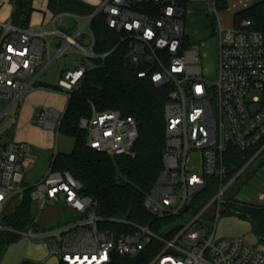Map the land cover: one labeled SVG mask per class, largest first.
<instances>
[{
	"label": "built area",
	"instance_id": "1",
	"mask_svg": "<svg viewBox=\"0 0 264 264\" xmlns=\"http://www.w3.org/2000/svg\"><path fill=\"white\" fill-rule=\"evenodd\" d=\"M216 0H187V7L178 0H100L86 17V24L102 15L107 28L119 37L126 48L125 60L138 78H147L155 87L166 86L164 106L165 142L162 170L155 185L144 199V208L153 220L177 222L159 227L128 224L120 232L99 228L95 202L80 194L81 184L69 172L51 169L32 185L29 197L42 210L47 202H64L73 212L89 213L44 233L51 256L60 264H109L117 257L149 258L146 264H264V255L251 248L242 238L215 239L207 235L202 220L206 209L224 198L231 180L223 158L230 146L244 152L258 149L252 159L264 150V30H255L249 19H242L232 28H213L218 39L217 70L214 82H208L202 71L198 47L185 35L187 8L196 3ZM75 18V17H74ZM55 24V23H53ZM82 29L73 35L54 28H19L8 18L0 22V99L10 100L0 114L8 118L0 133V232L6 231L32 237L31 225L23 232L4 227L1 220L15 211L23 199L22 167L34 156L25 142L4 141L5 133L16 125L18 111L8 113L33 89L42 71L49 44L47 36L63 39L75 46L85 59L94 58V38ZM60 49L57 56L63 53ZM108 53L102 54L104 58ZM86 63L74 70L59 73L56 86L64 93L72 90L82 77ZM30 79L27 84L21 80ZM62 115L52 108H42L36 118L38 126L57 130ZM87 132L86 146L96 152L113 156L133 157L138 137L137 124L131 117L115 111L96 112L80 119ZM198 153V171L190 168V158ZM216 177L220 186L209 202L195 215L187 217L193 196L205 187L204 177ZM264 200V194L259 196ZM182 213V214H181ZM219 212L217 213V217Z\"/></svg>",
	"mask_w": 264,
	"mask_h": 264
},
{
	"label": "trees",
	"instance_id": "2",
	"mask_svg": "<svg viewBox=\"0 0 264 264\" xmlns=\"http://www.w3.org/2000/svg\"><path fill=\"white\" fill-rule=\"evenodd\" d=\"M11 20L19 28H28L33 12L32 0H12ZM187 7V0H178ZM225 7L223 0H216L217 11ZM47 9L53 16L71 15L86 18L95 10L94 6L81 0H47ZM249 19L255 30H264V3L255 4L234 16V24ZM213 22V20L211 19ZM88 31L94 38V58H87V66L68 97L58 133L73 139L69 153H55L50 169L69 172L81 184L80 194L90 197L96 205V215L102 219L99 228L120 232L128 224L150 225L157 228L169 222H177L176 215L170 220H153L144 208V199L155 185L162 170V150L165 142L164 106L167 101L166 86L155 87L147 78H138L125 60L126 48L119 44V37L109 30L102 15L91 20ZM84 35L81 36L83 39ZM108 53L104 58L100 56ZM39 85L37 81L34 85ZM54 88L60 90L56 85ZM63 92V91H62ZM115 111L123 117H131L137 124L138 137L133 146V157L109 156L86 146L87 132L80 127V119L90 118L92 112ZM258 149L241 152L230 146L223 163L228 175L227 183L254 156ZM262 150L236 181L258 158ZM264 165V161L260 166ZM259 166V167H260ZM258 167V168H259ZM205 187L191 198L187 205V217L198 213L215 195L220 182L216 177H204ZM26 190L21 203L14 212L5 215L1 224L16 232H23L33 222L31 186ZM221 213L234 214L249 221L254 234L264 241V205L243 206L227 200ZM16 233L0 232V252L14 243ZM149 258L117 257L116 264H146Z\"/></svg>",
	"mask_w": 264,
	"mask_h": 264
},
{
	"label": "rangeland",
	"instance_id": "3",
	"mask_svg": "<svg viewBox=\"0 0 264 264\" xmlns=\"http://www.w3.org/2000/svg\"><path fill=\"white\" fill-rule=\"evenodd\" d=\"M8 3L13 6L12 0H0V5L4 4L3 7H0V16L3 13L5 5ZM97 5L98 4L95 5V8ZM196 6L199 7L197 11H203L209 22L211 19H215V8L212 3H196L189 5L187 8L184 18L185 24L190 22L189 12L191 9L194 10L197 8ZM85 22L86 19L80 18L78 22H76V28L71 29L70 27L74 24L73 18L66 17V33L73 35L79 27L84 26ZM214 26H217V22ZM50 27L54 28L53 26ZM87 30L88 27L86 26L82 29L84 36L85 33H87ZM60 39L61 38L59 37L53 36H47L46 39H44V41L49 44V49L48 55L47 53L44 55L42 62L43 65L40 67L39 71H42L48 63L50 64L39 77V85L25 93L21 102L9 111L8 114L10 116H13L18 111V120H20L23 114L32 111L37 103L42 104V106L50 103L51 99L46 95L42 94L39 96L37 94L38 96H34V94H32L34 90L37 91V88L40 91H46L50 94L55 93L57 96V103L64 101L66 94L54 88L59 73L66 70H74L81 61L86 63V59L84 54L75 46L65 47L63 53L57 56L58 51L66 44L65 42L59 44ZM81 40L82 38L79 37L78 42H81ZM188 42L198 47L201 68L202 71L206 73L205 79L208 82H214L217 70V37L212 35L198 42H192L189 38ZM29 80V78L21 80V83L27 84ZM9 103L10 100L8 99H0V114L5 110ZM40 108L42 109L44 107ZM7 123L8 118L6 117L0 121V133L6 129ZM14 129L15 126L5 133L4 141L8 142L13 140V136L15 135ZM45 139L51 142V147L48 150H43L44 148L41 150V147L37 149L38 152L35 154L37 159H32L28 166L22 167L24 186L36 184L42 179L43 175L50 170L51 161L49 162L47 159L48 153L52 160V156L55 153H69L74 144L73 139L62 135L57 131H53V138L46 137ZM30 154L33 156L32 152H30ZM42 155L44 156L42 157ZM198 158V153H195L189 161L191 162L189 167L193 168L195 171H198L199 168L197 165ZM253 160L254 159L251 158L246 163L247 166ZM262 161H264V155L251 164L247 171L236 181L230 183V186L225 191L224 198H222L220 202L210 205L203 213L202 220H204V222L202 226L207 235L214 232L215 239L242 238L251 248L264 255V241H261L254 234L248 220L234 214H220L227 200H231L232 203L243 206L264 205V200L259 199V196L264 194V165L260 166ZM247 166L244 169H246ZM32 211L36 219V225L32 228L33 236L27 237L24 235H18L14 243H11L0 252V264H60L59 259L56 256H51L48 252L46 246L47 240L43 237L44 233L56 229L57 227L66 224V222L70 223L78 219L89 217L88 212L79 214L71 211L64 202H58L56 204L47 202L42 210H39L37 202H32ZM218 212L219 215L217 217ZM3 232L7 233L6 231Z\"/></svg>",
	"mask_w": 264,
	"mask_h": 264
},
{
	"label": "crops",
	"instance_id": "4",
	"mask_svg": "<svg viewBox=\"0 0 264 264\" xmlns=\"http://www.w3.org/2000/svg\"><path fill=\"white\" fill-rule=\"evenodd\" d=\"M81 1H83L85 4L95 7V5L98 4L100 0H81ZM223 1L225 2V7L219 11L216 10L215 4H213L216 14L213 22L212 21L209 22L208 19H206L203 11L202 12L197 11L199 8L198 6H196L197 8H195L194 10L192 9L190 10L189 12L190 22L185 24V33L187 39L190 38L192 42H198L212 36L213 28L215 27L214 24L216 22L217 25H220L224 29L232 28L235 26L234 24L235 14L255 4L264 3V0H223ZM3 6L4 4L0 5V7ZM31 7L33 8V12L30 15L29 27L36 30L38 28H41L51 31L54 28H58L66 33V17L73 18L74 24L70 27L71 29L76 28L77 26L76 22H78V20L80 19V18L79 19L74 18L71 15L53 16L50 13V11L47 9V0H32ZM12 9L13 7L9 3L5 5L3 13L0 16V22H4L8 18H10ZM50 26H53L54 28ZM84 27L85 26L79 27V29H83ZM63 42L65 41L60 39L59 44ZM65 47L66 44L62 49H64ZM32 94H34V96H38V95L40 96L42 94L46 95L51 99V101L49 104H45L44 106H42V104L40 103H37V105L35 106V108L32 109V111L24 113L20 120H18L17 118V123L14 129L15 135L13 136L12 141L27 143L29 145L30 152H32L34 158L37 159L35 156V154H37L38 152L37 149L41 147L40 148L41 150L42 148H44L43 150L46 149L48 150L51 147V142L47 141L45 138L46 137L53 138V131L54 132L56 131V130L53 131L47 130L37 125L36 118L38 112L41 110L40 107L52 108L59 114L63 115L68 97L67 95H65L66 97L64 101L57 103L56 101L57 96L55 93L50 94L46 91H40L37 88V91L34 90ZM4 138L5 136L3 137V139ZM43 156L44 155H42V157ZM50 158L51 157H49V153H48L47 159L49 162L51 161ZM44 176L45 174L43 175V177ZM52 204H56V203H52Z\"/></svg>",
	"mask_w": 264,
	"mask_h": 264
},
{
	"label": "water",
	"instance_id": "5",
	"mask_svg": "<svg viewBox=\"0 0 264 264\" xmlns=\"http://www.w3.org/2000/svg\"><path fill=\"white\" fill-rule=\"evenodd\" d=\"M246 166H247V164L243 167V169H244ZM243 169H242V170H243ZM186 210H187V207L184 208V210L182 211V213L185 212ZM182 213H181V214H182ZM109 264H116L115 261H114V256H113V260H112Z\"/></svg>",
	"mask_w": 264,
	"mask_h": 264
}]
</instances>
